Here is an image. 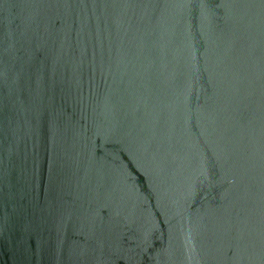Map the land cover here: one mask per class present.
Wrapping results in <instances>:
<instances>
[{
  "label": "water",
  "instance_id": "obj_1",
  "mask_svg": "<svg viewBox=\"0 0 264 264\" xmlns=\"http://www.w3.org/2000/svg\"><path fill=\"white\" fill-rule=\"evenodd\" d=\"M0 264H264V0H0Z\"/></svg>",
  "mask_w": 264,
  "mask_h": 264
}]
</instances>
